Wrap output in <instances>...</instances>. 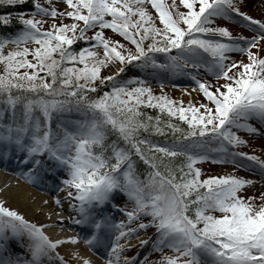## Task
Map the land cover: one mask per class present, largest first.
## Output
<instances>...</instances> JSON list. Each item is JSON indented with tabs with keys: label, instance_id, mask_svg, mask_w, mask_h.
Instances as JSON below:
<instances>
[{
	"label": "snow or ice",
	"instance_id": "obj_1",
	"mask_svg": "<svg viewBox=\"0 0 264 264\" xmlns=\"http://www.w3.org/2000/svg\"><path fill=\"white\" fill-rule=\"evenodd\" d=\"M256 3L0 0V166L67 212L31 220L0 200V264H264V158L241 150L264 139ZM207 162L259 180L204 178Z\"/></svg>",
	"mask_w": 264,
	"mask_h": 264
},
{
	"label": "bare ground",
	"instance_id": "obj_2",
	"mask_svg": "<svg viewBox=\"0 0 264 264\" xmlns=\"http://www.w3.org/2000/svg\"><path fill=\"white\" fill-rule=\"evenodd\" d=\"M9 173V170L7 171ZM4 169L0 166V200H6L8 204L13 208H19L22 212L26 213L27 218L31 220H40L46 222L45 218L46 215L53 216L54 214L58 213L60 209L55 204V200L52 202L48 201V204H44V198L40 197L30 186L33 185L27 183L24 179L20 177L16 179L9 178L8 175L4 174ZM14 182V183H13ZM30 187V188H29ZM63 196V194L61 195ZM66 206V205H65ZM41 207H46L44 210ZM38 210V211H37ZM45 211V213H43ZM37 213V215H36ZM38 213H43V217L39 216ZM55 233H58L61 238L69 239L71 235L65 233V231L61 232L60 228H56ZM132 244H138L137 240H133ZM67 249L70 250H78L76 246L68 245L66 246ZM82 251V249H79ZM63 251V250H62ZM137 252V248H132L130 252H128L129 256H133L134 253ZM65 253V251H63ZM82 254L86 255L87 258L92 259L94 262L97 259L96 256H91L87 253L82 251ZM77 264V262H76ZM102 264V261L99 262Z\"/></svg>",
	"mask_w": 264,
	"mask_h": 264
},
{
	"label": "rangeland",
	"instance_id": "obj_3",
	"mask_svg": "<svg viewBox=\"0 0 264 264\" xmlns=\"http://www.w3.org/2000/svg\"><path fill=\"white\" fill-rule=\"evenodd\" d=\"M243 10L246 11V12H248V14L251 15L255 19H264V7H261L259 5V0H257V3H256L255 6L250 5L249 7L244 8ZM64 22L65 23H70L71 21L65 20ZM230 28L233 31V33L236 34V32L238 30L236 28V25H230ZM106 34H107L108 37L111 36V37L115 38L116 40H119L121 43H124V41L122 39L120 40V38H118L117 35L116 34H113L111 31L106 32ZM234 58L239 59L238 56L237 57H234ZM175 83H179V84H182L184 87H187L186 82L176 81ZM154 87H155L154 88L155 90H160L159 89V85L154 84ZM164 90H166L165 92H167V91L168 92H171L172 95L174 94V96L179 97L184 102H187L190 99V97L188 95H186L185 92L181 90V88H174L171 85H168V86L165 87ZM191 98H193V99H200V98H202V95L200 97H197V94L196 93H192V97ZM246 138H249L247 134H246ZM255 141H256V139H255ZM258 141H260V139H258ZM247 150H252L257 155H259L262 158H264V144L262 142L261 143H253V144L251 143V145L248 147ZM253 152H251V153H253ZM230 166L231 165L225 166V165L212 164L211 162H207V163L202 164L199 167L202 169V172L204 173V176H208V175H216V174L223 175V174L230 173L231 171H233L232 169H229ZM234 173H235V171L233 172V174ZM239 175L240 174L238 173L237 176H239ZM251 180L258 181L259 180V177L255 178V179H251ZM259 190H260L259 184L254 185L253 188L250 190L249 194H251V191H259ZM45 208L46 207H41V209H43V210ZM43 213H45V211ZM43 213H38V215L41 216V217H43V216H45V215H43ZM36 215H37V213H36ZM43 218H46V217H43ZM152 231H154V229L150 230L148 232V235ZM166 254L167 255H171L170 252L169 253H166ZM158 258H159V254H154V256L153 255L151 256V259H153V260L158 259Z\"/></svg>",
	"mask_w": 264,
	"mask_h": 264
},
{
	"label": "trees",
	"instance_id": "obj_4",
	"mask_svg": "<svg viewBox=\"0 0 264 264\" xmlns=\"http://www.w3.org/2000/svg\"><path fill=\"white\" fill-rule=\"evenodd\" d=\"M168 2H170V0H168ZM18 10H20V11H24V10H26V9H18ZM6 10L5 9H3V8H0V13H3V12H5ZM155 16V15H154ZM157 23H158V19H157ZM92 33H89V35H91ZM127 43V42H126ZM127 46V45H126ZM75 47H77V48H79L80 47V45H76ZM29 59H31V57H29ZM21 71H23V70H21ZM105 71H107V70H105ZM105 74H106V72H105ZM155 95H160L161 93H159V92H156V93H154ZM165 94H167L170 98H172L173 100H176V101H180L181 99L178 97H175V96H173V95H171V94H169V93H165ZM187 103L188 102H186L185 103V105H187ZM148 111H152V110H148ZM239 135L242 137V138H244V139H248V138H246V137H244V135H245V133H239ZM250 145H251V143H250ZM249 145V146H250Z\"/></svg>",
	"mask_w": 264,
	"mask_h": 264
}]
</instances>
